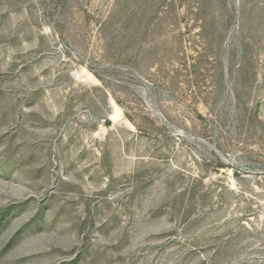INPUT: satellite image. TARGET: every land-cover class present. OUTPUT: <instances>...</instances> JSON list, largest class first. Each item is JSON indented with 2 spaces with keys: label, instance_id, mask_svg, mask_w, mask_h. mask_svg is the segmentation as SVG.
<instances>
[{
  "label": "rangeland",
  "instance_id": "1",
  "mask_svg": "<svg viewBox=\"0 0 264 264\" xmlns=\"http://www.w3.org/2000/svg\"><path fill=\"white\" fill-rule=\"evenodd\" d=\"M0 264H264V0H0Z\"/></svg>",
  "mask_w": 264,
  "mask_h": 264
}]
</instances>
